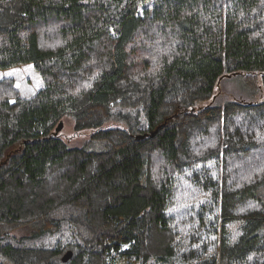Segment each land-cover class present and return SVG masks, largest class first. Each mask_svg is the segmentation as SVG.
Masks as SVG:
<instances>
[{"label": "trees", "instance_id": "1", "mask_svg": "<svg viewBox=\"0 0 264 264\" xmlns=\"http://www.w3.org/2000/svg\"><path fill=\"white\" fill-rule=\"evenodd\" d=\"M28 64L35 95L0 80V264H264V0H0V70Z\"/></svg>", "mask_w": 264, "mask_h": 264}, {"label": "rangeland", "instance_id": "2", "mask_svg": "<svg viewBox=\"0 0 264 264\" xmlns=\"http://www.w3.org/2000/svg\"><path fill=\"white\" fill-rule=\"evenodd\" d=\"M5 78H14L16 80L17 86L21 89L22 93L26 97L35 95L43 86L42 79L39 73L35 70L33 64L24 65L10 70H0V80ZM237 85L241 86L239 82L224 85L225 88L223 87L220 89L222 98L232 101H239V97H233L238 92ZM62 124L63 128L58 134L70 148L85 147L89 151H100L102 148H104L103 146L92 141V129L76 131L75 123L69 117L63 118ZM27 233V229L16 230L13 232V236H22Z\"/></svg>", "mask_w": 264, "mask_h": 264}, {"label": "water", "instance_id": "3", "mask_svg": "<svg viewBox=\"0 0 264 264\" xmlns=\"http://www.w3.org/2000/svg\"><path fill=\"white\" fill-rule=\"evenodd\" d=\"M63 128V124L62 122L59 124V126L57 127V131L56 133L58 134L61 129ZM73 257V252L72 251H69L63 258V262L66 263L68 262L71 258Z\"/></svg>", "mask_w": 264, "mask_h": 264}]
</instances>
